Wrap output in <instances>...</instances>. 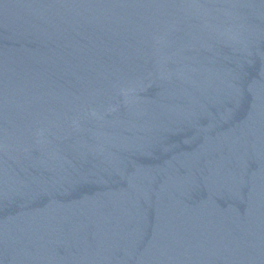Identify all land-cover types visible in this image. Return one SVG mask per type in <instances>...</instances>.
<instances>
[{"label":"water","instance_id":"1","mask_svg":"<svg viewBox=\"0 0 264 264\" xmlns=\"http://www.w3.org/2000/svg\"><path fill=\"white\" fill-rule=\"evenodd\" d=\"M0 264H264V0H0Z\"/></svg>","mask_w":264,"mask_h":264}]
</instances>
